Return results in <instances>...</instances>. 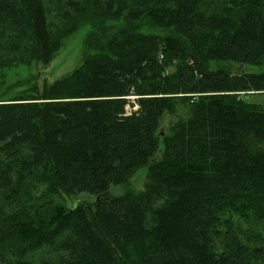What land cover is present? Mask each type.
Segmentation results:
<instances>
[{
  "label": "trees",
  "instance_id": "1",
  "mask_svg": "<svg viewBox=\"0 0 264 264\" xmlns=\"http://www.w3.org/2000/svg\"><path fill=\"white\" fill-rule=\"evenodd\" d=\"M94 15L124 25L0 101V264H264V105L246 100L264 70H245L264 0H0V67L48 63ZM177 100L190 114L161 134ZM143 164V189L108 195Z\"/></svg>",
  "mask_w": 264,
  "mask_h": 264
},
{
  "label": "rangeland",
  "instance_id": "2",
  "mask_svg": "<svg viewBox=\"0 0 264 264\" xmlns=\"http://www.w3.org/2000/svg\"><path fill=\"white\" fill-rule=\"evenodd\" d=\"M123 25L122 20H111L96 15L87 16L72 33L62 38L59 49L52 55L48 63H14L0 67V101H7L28 94L39 95L53 82L64 77L82 63L85 55L89 53L86 45L88 35L91 33L102 34V39H107ZM139 31L159 35L167 33L166 30L143 26ZM226 64L229 65L231 62H210V67L215 68L218 65L224 66ZM233 67L236 68L237 64H234ZM171 69L169 68V70ZM245 70L247 72H261L264 70V65L247 64ZM246 100L264 105V92L249 95ZM127 110L130 111L131 108L127 107ZM189 114L188 105L181 100H177L175 101L174 112L164 114L160 127L162 130L167 131L170 124L179 119L187 118ZM147 177V165H140L125 182L110 185L107 191L108 195H120L127 190L140 191L143 189ZM54 199L55 202L70 206L77 202H91L94 196L81 192L74 195L61 194Z\"/></svg>",
  "mask_w": 264,
  "mask_h": 264
},
{
  "label": "water",
  "instance_id": "3",
  "mask_svg": "<svg viewBox=\"0 0 264 264\" xmlns=\"http://www.w3.org/2000/svg\"><path fill=\"white\" fill-rule=\"evenodd\" d=\"M241 68L243 69V67H241ZM160 129H161V132H160V133L163 134V130H162V128H160Z\"/></svg>",
  "mask_w": 264,
  "mask_h": 264
}]
</instances>
